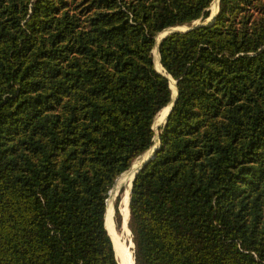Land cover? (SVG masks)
<instances>
[{
    "label": "trees",
    "instance_id": "16d2710c",
    "mask_svg": "<svg viewBox=\"0 0 264 264\" xmlns=\"http://www.w3.org/2000/svg\"><path fill=\"white\" fill-rule=\"evenodd\" d=\"M213 2L0 0V264H119L107 199L177 88L135 263L264 264V0H220L154 63Z\"/></svg>",
    "mask_w": 264,
    "mask_h": 264
},
{
    "label": "rangeland",
    "instance_id": "374dc122",
    "mask_svg": "<svg viewBox=\"0 0 264 264\" xmlns=\"http://www.w3.org/2000/svg\"><path fill=\"white\" fill-rule=\"evenodd\" d=\"M210 8H211V11L213 13L216 12V10L218 8V0H214L212 6ZM163 35L164 34H161V33L158 34L157 39L159 40V38H161ZM153 54H154V62H155V65L157 66V68L162 69V66L157 64V63H159V62H157L158 59L160 61L159 51H158L157 47L155 48ZM163 113H164V111H162V112H160L158 114V116H157V118L155 120V123H154V130H155V133H156L155 138H154V145H158V146L160 145V137H159L160 136V132H161L160 129L166 123L165 120H164V118H163V116H164ZM152 147L149 150H147L145 153H143L142 155H140L138 158H136L134 160V162L132 163V166L133 167L131 166L129 168L130 171H128L129 169L127 170L128 173H126L123 176H121L123 173L126 172L125 171V172H123L120 175L121 177L119 176L120 178L118 177L116 179L115 185L110 190L109 197L107 199V203H108L107 213L109 212V210H111V213L113 214V216H112V222L109 223V225L112 226V232L117 235V237L119 238V242L122 245H124V246L126 245V247L128 248V250L130 252H132L133 255H134L135 245L132 248L130 246L131 245V241H133V234H132V231H131V229H130L129 226L126 227V228H124V226H123V215H122V212H121V208H122V204H123L124 195H125L126 190L128 188V185H127L128 178L129 177H132L131 178V183H132L133 175H134V172H135V170L137 168V165H140L141 163L145 162L146 158L149 157V155L152 154ZM117 214H119L121 216V223L120 224L117 222V218L119 217V215L117 216ZM129 216H130V213H129ZM128 220H130V218ZM128 225H129V221H128ZM108 231H109V229H108ZM109 233H110V231H109ZM110 235H111V233H110ZM112 235H111V237H112ZM112 240H113V238H112ZM116 256H117V254H116ZM117 259H118V257H117Z\"/></svg>",
    "mask_w": 264,
    "mask_h": 264
},
{
    "label": "bare ground",
    "instance_id": "6f19581e",
    "mask_svg": "<svg viewBox=\"0 0 264 264\" xmlns=\"http://www.w3.org/2000/svg\"><path fill=\"white\" fill-rule=\"evenodd\" d=\"M161 34H164V32L163 33H161ZM155 50V49H154ZM157 58V57H156ZM157 62H159V59H158V61ZM158 65H160V62L159 63H157ZM162 66V65H161ZM157 67V66H156ZM159 69V68H158ZM170 78H171V76H169ZM174 84H175V81L173 80L172 81ZM175 87H176V84H175ZM177 88V87H176ZM176 95V94H175ZM168 107V108H167ZM166 108H165V110H163L164 111V113H163V118H164V120H166V117H167V115H168V113H169V111H170V105H168ZM138 166L139 165H137V168H138ZM137 168H136V170H137ZM135 170V171H136ZM134 175H135V172H134ZM134 175H133V177H134ZM132 176V175H131ZM131 178L132 177H129L128 178V183H127V185H128V188H127V190H126V193H125V195H124V198H123V204H122V208H121V212H122V215H123V226H124V228H126V227H128V219H129V213H130V208H129V198H130V189H131ZM126 184V183H125ZM122 203V202H121ZM112 216H113V214L111 213V210H109V212L107 213V226H108V229H109V231H110V233H111V235H112V238H113V244H114V248H115V251H116V254H117V257H118V260H119V264H136L135 263V260H134V255H133V253L132 252H130L129 250H128V248L126 247V245L124 246V245H122L120 242H119V238L117 237V235L116 234H114L113 232H112V226L111 225H109V223H111L112 222ZM109 233V234H110ZM131 248H132V246H133V242L131 241Z\"/></svg>",
    "mask_w": 264,
    "mask_h": 264
},
{
    "label": "water",
    "instance_id": "95a60500",
    "mask_svg": "<svg viewBox=\"0 0 264 264\" xmlns=\"http://www.w3.org/2000/svg\"><path fill=\"white\" fill-rule=\"evenodd\" d=\"M219 2H220V0H218V8H217V11L216 12H212L211 13V16L207 19V21L206 22H202L201 21V19H199V20H197V21H195L194 22V24L192 25V26H187V25H185V26H174V27H170V28H168V29H166L165 31H163L164 32V35L161 37V38H159V40L157 39V45L155 46V48L157 47V49H158V51H159V43H160V41L163 39V38H165V37H167L169 34H171V33H174V32H176V31H189V30H191V29H194V28H196V27H200V26H202V25H205V24H210V23H212L213 21H214V19H215V16H216V14H217V12H218V10H219ZM154 48V49H155ZM153 53H154V50H153ZM159 55H160V53H159ZM155 63V62H154ZM160 63H161V61H160ZM162 65V64H161ZM156 67V66H155ZM156 69H157V71H159L160 73H162V74H164V75H166V70L164 69V67H163V65H162V69H158L157 67H156ZM168 77L170 76V75H167ZM170 78V77H169ZM175 84H176V87H177V81L175 80ZM172 87V86H171ZM177 97H178V88H177V92H176V95H174L173 94V101L169 104L170 105V111H169V113H168V115H167V117H166V120H165V122L167 121V119H168V116H169V114L171 113V111H172V109H173V107H174V105H175V103H176V101H177ZM159 147H160V145L158 146V145H154L153 147H152V154L151 155H149V157H147L146 158V160H145V162H143V163H141L139 166H138V168H137V170L135 171V175H134V177H133V180H132V184H131V189H130V198H129V208H130V201H131V193H132V187H133V181H134V179H135V176H136V174L149 162V161H151L152 159H154L155 157H156V154H157V151L159 150ZM133 167V166H132ZM129 218H130V216H129ZM129 221V220H128ZM133 242V241H132ZM132 247H134V242H133V246Z\"/></svg>",
    "mask_w": 264,
    "mask_h": 264
}]
</instances>
